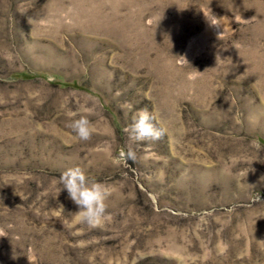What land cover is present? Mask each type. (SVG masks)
<instances>
[{
  "label": "rangeland",
  "instance_id": "obj_1",
  "mask_svg": "<svg viewBox=\"0 0 264 264\" xmlns=\"http://www.w3.org/2000/svg\"><path fill=\"white\" fill-rule=\"evenodd\" d=\"M0 264H264V0H0Z\"/></svg>",
  "mask_w": 264,
  "mask_h": 264
},
{
  "label": "clouds",
  "instance_id": "obj_2",
  "mask_svg": "<svg viewBox=\"0 0 264 264\" xmlns=\"http://www.w3.org/2000/svg\"><path fill=\"white\" fill-rule=\"evenodd\" d=\"M207 20L210 25L218 26ZM153 120L154 116L147 109L137 110L128 130L130 138L140 142L146 139L156 140L165 135V130L155 127ZM68 126L79 140L89 138L91 126L85 116L73 119ZM121 155L135 159V152L131 148ZM57 179L62 186L60 190L63 189L67 198L77 206L76 214L79 219L89 227L98 226L106 214L105 200L110 195L109 187L91 180L79 166L65 168Z\"/></svg>",
  "mask_w": 264,
  "mask_h": 264
}]
</instances>
